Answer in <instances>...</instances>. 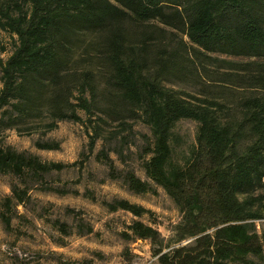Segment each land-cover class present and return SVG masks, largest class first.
Listing matches in <instances>:
<instances>
[{
  "label": "trees",
  "instance_id": "16d2710c",
  "mask_svg": "<svg viewBox=\"0 0 264 264\" xmlns=\"http://www.w3.org/2000/svg\"><path fill=\"white\" fill-rule=\"evenodd\" d=\"M0 30L14 40L5 58L6 47L0 45V174L41 180L68 166L3 145L5 130L46 134L59 121L82 122L92 129V151L100 123H116L112 133L118 134L139 119L150 129L140 149L146 179L117 172L103 149L96 156L107 164L109 177L121 176L132 193H154V186L164 190L180 213L177 244L163 249L159 230L141 219L151 214L144 206L123 198L103 201L111 212L137 217L122 237L150 242L158 264H264V229L256 225L264 220V0H0ZM167 32L186 37L190 45L182 43L183 52L168 49ZM150 44H161L156 55L148 53ZM210 53L248 61L234 63ZM204 61L230 69L209 70ZM189 65L195 74L203 70L247 94L236 96L233 108L215 96L187 101L163 80ZM98 72L110 88L104 107L98 105ZM181 119L197 123L184 164L171 160L172 130ZM34 145L59 149L57 141ZM111 150L121 155L118 148ZM28 189L11 185L5 204L22 203ZM0 218L8 227L10 215L2 212ZM55 222L65 233L66 224Z\"/></svg>",
  "mask_w": 264,
  "mask_h": 264
},
{
  "label": "rangeland",
  "instance_id": "374dc122",
  "mask_svg": "<svg viewBox=\"0 0 264 264\" xmlns=\"http://www.w3.org/2000/svg\"><path fill=\"white\" fill-rule=\"evenodd\" d=\"M165 35L168 49L183 52L182 43H186L187 47L190 45L186 37L170 32ZM13 42L9 33L0 30V45L6 47L2 54L4 58L10 53ZM150 45L148 53L156 55L161 44ZM210 55L234 63L248 61L242 56ZM203 64L209 70L219 72L230 69L227 64L208 61ZM96 76L100 91L98 105L104 107L107 104L104 93L110 88L106 85L104 74L98 72ZM163 84L192 103L215 96L217 101L228 103L231 108L241 94H247L235 85L223 86V83L207 77L203 70L201 74H195L190 65L179 74H168ZM98 114L109 121L96 111L95 116ZM79 115L85 122V113L79 111ZM100 125L101 135L95 140L92 151L88 149V133H92V129L82 122L59 121L57 127L46 134L39 131L19 134L14 129L4 131L3 145L31 152L41 160L59 161L68 166L44 174L41 180L28 175L20 179L11 174H0V214L5 212L11 217L8 227L0 218V264H158L150 242L122 237L121 232L137 217L123 210L111 212L102 204L115 198L127 199L151 211L150 215L141 219L159 230L164 250L177 244L174 229L180 221V213L164 190L154 186V193L134 194L126 188L121 176L110 178L107 164L96 156L103 149L112 159L117 172L129 170L146 179L143 168L146 156H140V149L145 144V137H150L149 127L137 119L132 122L130 130L114 134L112 131L119 128L116 123L109 121ZM196 128L197 123L191 119L176 122L171 138L172 162L185 163L195 145ZM36 140L57 141L59 149H38L34 145ZM113 147L121 150L120 156L111 150ZM13 184L29 189L22 203L12 200L7 206L5 197L11 196ZM45 186L69 192L59 194L44 190ZM55 221L66 224L65 233L58 229ZM256 225L258 229H264V220L256 221ZM88 227H91V232H86ZM124 250L127 253L123 254Z\"/></svg>",
  "mask_w": 264,
  "mask_h": 264
},
{
  "label": "built area",
  "instance_id": "2783aa9c",
  "mask_svg": "<svg viewBox=\"0 0 264 264\" xmlns=\"http://www.w3.org/2000/svg\"><path fill=\"white\" fill-rule=\"evenodd\" d=\"M4 54V53H3ZM140 241V240H139Z\"/></svg>",
  "mask_w": 264,
  "mask_h": 264
}]
</instances>
